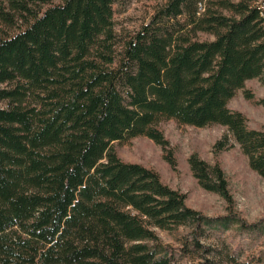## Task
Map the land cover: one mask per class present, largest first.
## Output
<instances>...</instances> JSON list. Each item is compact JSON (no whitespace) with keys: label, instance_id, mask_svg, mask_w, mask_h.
<instances>
[{"label":"trees","instance_id":"obj_1","mask_svg":"<svg viewBox=\"0 0 264 264\" xmlns=\"http://www.w3.org/2000/svg\"><path fill=\"white\" fill-rule=\"evenodd\" d=\"M128 2L0 0V264H217L209 228L258 230L232 207L220 219L189 207L157 170L116 149L147 137L175 168L162 124L217 125L227 133L215 155L232 139L264 179V125L229 105L239 90L254 99L247 81L264 86L258 0H157L147 23L119 32ZM188 163L232 206L218 162L192 153Z\"/></svg>","mask_w":264,"mask_h":264},{"label":"rangeland","instance_id":"obj_2","mask_svg":"<svg viewBox=\"0 0 264 264\" xmlns=\"http://www.w3.org/2000/svg\"><path fill=\"white\" fill-rule=\"evenodd\" d=\"M156 1L129 0L126 9L115 16L119 32L134 31L147 23ZM260 7L263 8V5ZM245 89L253 93L254 99H246L244 90H239L229 105L243 112L252 128L259 129L264 125V105L257 101L264 99V86L258 79H252L246 82ZM162 130L170 142L177 163L175 168L165 160L162 147L147 137L116 144L118 154L124 161L157 170L164 183L186 194L189 207L208 217L220 219L228 215V209L232 207L248 225H257L258 230L254 233L239 231L236 227L229 230L209 228L203 241L222 252L224 258L217 264H229L226 252L236 253L242 261L254 257L258 264H264V179L249 167L240 147L230 139V147L216 156L213 147L227 133L224 127L217 125L195 127L170 120L162 124ZM192 153H197L209 163L218 162L221 165L229 181L232 206L218 194L205 191L197 183L188 163ZM159 235L166 244L175 248L179 246L177 236L161 231ZM205 263L204 258L192 259L181 255L175 258V264Z\"/></svg>","mask_w":264,"mask_h":264},{"label":"built area","instance_id":"obj_3","mask_svg":"<svg viewBox=\"0 0 264 264\" xmlns=\"http://www.w3.org/2000/svg\"><path fill=\"white\" fill-rule=\"evenodd\" d=\"M263 1H264V0H259V1H258V4H259V5H263V8H264ZM260 3H261V4H260Z\"/></svg>","mask_w":264,"mask_h":264},{"label":"bare ground","instance_id":"obj_4","mask_svg":"<svg viewBox=\"0 0 264 264\" xmlns=\"http://www.w3.org/2000/svg\"><path fill=\"white\" fill-rule=\"evenodd\" d=\"M263 9V8H262ZM263 11H264V9H263Z\"/></svg>","mask_w":264,"mask_h":264}]
</instances>
